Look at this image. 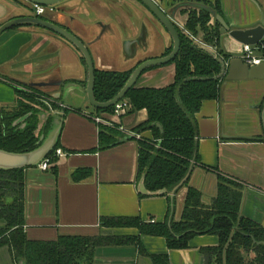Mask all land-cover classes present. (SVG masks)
Masks as SVG:
<instances>
[{
  "label": "crops",
  "instance_id": "crops-1",
  "mask_svg": "<svg viewBox=\"0 0 264 264\" xmlns=\"http://www.w3.org/2000/svg\"><path fill=\"white\" fill-rule=\"evenodd\" d=\"M153 1L167 13L186 2ZM255 1L264 14V0ZM31 5L26 0H0V26L13 19L35 16ZM128 5L144 22L142 27H136L124 13V0H66L55 8L54 13L47 14V20L87 46L95 70L124 72L145 60L162 56L172 43L164 29L161 40L160 30L153 24L151 14L140 5L129 1ZM184 8L189 9L182 6L173 12L179 26L183 24L179 11H185ZM221 8L231 30H245L259 24V11L250 0H221ZM155 34L162 42L159 50H154ZM124 40L138 41L132 50L150 52L136 56L133 51L125 52ZM221 45L232 56L230 59L240 56L242 45L228 34H223ZM254 53L264 61L263 55L258 51ZM128 54L135 57L129 60ZM158 69L149 70L148 78H143L136 88H162V72ZM173 77L174 72L171 80ZM72 81L84 83L79 85L82 89L71 87L62 97L64 86L72 84ZM86 81L87 69L82 65L80 54L58 35L34 25H22L0 35V108L15 105V89L60 97V104L67 108L65 113H61L63 125L59 150L62 155L56 158V172L50 169L43 172L37 167L25 170L24 231L29 240L54 241L61 236H138L136 229L102 227L100 220L137 217L144 223H163L171 214L174 221L181 218L186 187L180 188L173 197L170 194L143 196L138 192V138L123 140L127 135L119 132V143L98 149L102 126L93 120L99 114L94 113L83 91ZM263 100L264 80L222 79L218 98L203 102L200 110L192 115L197 125L199 160L188 179V187L199 191L205 204H209L216 195L217 175L241 184L244 188L241 214L262 227ZM146 119V111L141 110L119 118L118 123H122L125 130L142 124ZM140 136L153 141L149 131ZM78 169H90L92 175L73 182L71 174ZM3 226L0 222V229ZM139 239L143 253L135 246L101 247L95 250L92 264H153L148 255L161 254L167 255L169 264H204L200 249L218 246L217 237L211 235L195 237L188 249L183 250H168L162 238L142 236ZM0 264L23 262H15L10 250L1 247Z\"/></svg>",
  "mask_w": 264,
  "mask_h": 264
},
{
  "label": "trees",
  "instance_id": "trees-1",
  "mask_svg": "<svg viewBox=\"0 0 264 264\" xmlns=\"http://www.w3.org/2000/svg\"><path fill=\"white\" fill-rule=\"evenodd\" d=\"M186 2L207 8L190 9L187 12L186 31L194 34L199 26L206 33L205 41L213 43L217 48V56L225 61L230 59L232 56L221 45L223 35L217 28L220 24L215 21V28H209L211 33H208L207 27L211 11L223 17L221 0H214L212 4L207 0ZM18 27L21 26L12 29ZM178 33L179 52L170 62L174 65L172 83L162 88L138 89L134 85L124 98L131 105V112L145 110L147 114L146 121L135 130L140 133L151 132L153 141L137 140L136 177L139 180L143 173L146 174L145 188L149 192L162 189L171 191L184 178L191 163L195 165L198 162L197 125L192 115L200 110L203 102L216 100L220 93L222 79H216L221 71L220 64L198 49L179 29ZM263 48L264 40L255 46L262 57ZM170 51L171 48H167L162 56L168 55ZM81 62L86 67L83 58ZM137 66L138 64L134 69ZM154 68H149L142 74ZM134 69L124 72L94 70L95 100L99 103L112 100L126 84ZM72 83L84 85L79 81ZM15 93V105L11 108H0V149L13 153L29 152L39 145V137L42 132L46 134L50 121L36 133L38 120L36 111H33L30 104L35 107L38 105V93H27L18 89H15ZM93 110L95 114L113 113V107ZM30 112L32 114L25 121L17 123ZM154 123L162 126V133L157 127L151 126ZM119 136L109 128L100 127L98 149L114 146L119 142ZM57 149L59 141L45 158L52 163L50 170L54 172L57 160L54 154ZM25 170H0V222L4 224L0 229V248L7 247L15 262L92 264L95 250L101 247L135 246L143 253L139 239L142 236L164 239L168 250H183L188 249L189 243L195 237L211 235L217 237L218 246L200 249L205 258L204 264H264V227L242 216L243 186L221 175H217L216 195L209 204L202 202L199 191L188 187V180L182 185L181 188H187V193L179 221L173 220V214L163 223H144L137 217L100 220L102 227L136 229L138 236H61L54 241H33L27 238L24 231ZM91 175L90 169H78L71 174V179L73 182H80ZM174 202L175 199L172 203ZM148 257L153 264H169L166 254Z\"/></svg>",
  "mask_w": 264,
  "mask_h": 264
},
{
  "label": "water",
  "instance_id": "water-1",
  "mask_svg": "<svg viewBox=\"0 0 264 264\" xmlns=\"http://www.w3.org/2000/svg\"><path fill=\"white\" fill-rule=\"evenodd\" d=\"M28 3L32 5H37L41 7H51L55 9L58 5L62 4L66 0H26ZM129 2L140 5L144 10H146L149 14H151L162 26V28L168 33L170 36L173 45L172 51L167 56H162L159 58L145 60L138 64V66L133 70L130 78L123 86V88L117 93V95L110 101L105 103H99L95 100L94 97V64L92 58L90 56L89 50L85 44H83L78 38L74 35L61 28L60 26L54 24L51 21L43 20L37 16L26 17V18H18L10 20L0 26V35L4 32L22 25H34L41 27L49 32H52L62 39H64L67 43H69L84 59L87 69V81L85 84V88L83 89L87 101L89 105L93 109H108L114 107L118 102L122 101L128 91L135 85L138 78L141 74L152 67L162 66L170 63L175 59L179 52L180 48V39L178 29L179 25L176 24L175 19L173 17V12L182 6H187L189 9H207L206 7L194 4L191 2H183L182 4L175 6L171 12H165L162 10L159 5L156 4L153 0H128ZM258 9L260 20L259 24L256 27L248 28L245 30L242 29H234L231 30L229 25L227 24L224 17L220 15H215L214 12L211 11V17L214 18L219 24L220 29L219 32L221 35L228 34L233 40L238 42L241 45H249L256 46L259 44L264 38V14L260 9L259 5L255 0H250ZM121 3V2H120ZM186 33V32H185ZM138 41H129L124 40L123 47L125 52L132 53L130 51L134 50L131 47L136 44ZM198 49L203 52L209 54L212 58L216 59L220 64L221 71L220 74L216 77V79H225L226 81H246V80H264V61L256 66H250L247 63L243 62L240 57H235L230 59L228 62L224 61L222 58L217 56V53L212 49L206 47L203 44L193 43ZM135 55V54H134ZM72 83V82H71ZM80 84L72 83L64 86L62 97L66 96L68 89L71 87L76 89H82ZM60 96V94H59ZM55 99L59 100L60 97H55ZM32 113H28L27 115L20 118L17 123H21L25 121ZM38 123L36 133L41 131L43 127L46 126L48 121H50L49 129L46 134L43 132L39 137V145L29 151L23 153H13L7 152L0 149V170L3 171H13L27 168H36L46 157L47 155L56 147L60 133L63 125V118L61 114H50L48 111L40 110L35 113ZM261 121L264 131V100L262 102L261 108ZM25 126V124L23 125ZM151 126H155L160 130V133L163 132L162 126L158 123H154ZM131 139V137L126 136L123 140ZM121 141V140H120ZM119 141V142H120ZM118 142V143H119ZM194 164L191 163L190 167L184 178L177 184L171 191H167L166 189L158 190L155 192H149L145 188V173H143L137 183V190L143 196H163L166 194H170L172 197L178 192V190L182 187V185L189 179L190 174L192 173V168ZM173 208V204H171Z\"/></svg>",
  "mask_w": 264,
  "mask_h": 264
},
{
  "label": "rangeland",
  "instance_id": "rangeland-1",
  "mask_svg": "<svg viewBox=\"0 0 264 264\" xmlns=\"http://www.w3.org/2000/svg\"><path fill=\"white\" fill-rule=\"evenodd\" d=\"M185 9V11H179V13L182 15V26L180 25L179 26V30H180V32L185 36V37H187L192 43H200V44H203V45H205L206 47H208V48H210V49H212L213 51H215L216 52V50H217V48L215 47V46H213L212 44L213 43H211V42H207V41H205L206 39V33H204L203 31H202V29L199 27V26H197V29H196V32L194 33V34H191L190 32H187L186 31V29H185V22H186V18L188 17V14H187V12H189L190 11V9H187V8H184ZM124 13L129 17V18H131L134 22H135V26L136 27H142V25L141 24H143L144 22L141 20V18L140 17H136L135 15H134V10L128 5V1L127 0H124ZM36 16V15H35ZM184 16V17H183ZM37 17H43V18H45V19H49V16L46 14V15H44V16H37ZM151 18L154 20L153 22H155V23H153V24H155V25H157V27L159 28V30H160V33H161V40L163 39V35H164V33H163V28L160 26V25H158L159 23H158V21L156 20V19H154V17L151 15ZM215 19L214 18H212L211 17V19H210V21L207 23V27H208V33H211L212 31L209 29V28H212V29H214L215 28ZM220 27L221 26H217V28H219L220 29ZM124 29H125V26H124ZM186 32V33H185ZM159 35V34H158ZM160 37H157L156 36V34H155V36H154V40H155V49L154 50H159L160 48L158 47L159 45H161L162 44V42L160 41V39H159ZM172 45H173V42L171 43V45L169 46L170 48H171V51H172ZM212 45V46H211ZM169 47H168V49H169ZM165 50H167V49H165ZM165 50L163 51V54H164V52H165ZM146 51H148V50H143V49H136V50H134V54H135V56L136 55H138L139 53H146ZM170 51V52H171ZM150 52V51H149ZM149 52H147L146 54H148ZM151 54V53H150ZM170 54V53H169ZM168 54V55H169ZM129 55V54H128ZM134 55L132 56V55H129V58H127V59H129V60H132L134 57H135ZM167 56V55H166ZM160 57H162V56H160ZM240 57V56H239ZM159 58V57H158ZM230 59H228V60H226V62H228ZM225 61V60H224ZM137 65V64H136ZM159 67V69L158 70H160V71H158V72H162L161 73V82H160V87H165V86H167V85H169V84H171L172 83V81L173 80H171V75H173V72H174V65L172 64V63H168V64H166V65H162V66H157V67H155L156 69ZM154 68V69H155ZM132 69H134V68H132ZM149 72L150 71H147V72H145L144 74H142L139 78H138V80L136 81V83H135V87H138V86H140V83L142 82V80H143V78H148L147 76H149L148 74H149ZM218 80H220V79H218ZM221 82V81H220ZM22 89H23V87L22 86H20ZM21 91H26L27 93H28V91H30V90H21ZM36 99H37V102H38V105L35 107V105H32V104H30L32 107H33V111H36V112H38V111H40V110H45V111H48L50 114H61V113H65V112H63V110L60 108V102H59V100L57 99H55V97L54 96H44V95H42V94H36ZM130 104V103H129ZM67 109V108H66ZM65 109V110H66ZM131 107L129 108V110H126V111H124L122 114H120L119 115V117H114L113 116V114L111 113V114H107V113H99V115L97 116L98 118H100V119H102V122L100 123V125L101 126H103V127H106V128H109L110 130H112V131H114V132H116V133H118V134H120V133H124V136H126V135H131L132 134V136H134V137H131V138H141V133L140 132H138V131H136L135 130V128L137 127V126H139V125H137L136 127H133V128H131V129H125L124 130V127L122 126V123H118V120H119V118H121V117H125V116H128V115H130V114H132V113H134V112H131ZM120 122V121H119ZM120 132V133H119ZM142 139V138H141ZM149 141H151V140H149Z\"/></svg>",
  "mask_w": 264,
  "mask_h": 264
},
{
  "label": "built area",
  "instance_id": "built-area-1",
  "mask_svg": "<svg viewBox=\"0 0 264 264\" xmlns=\"http://www.w3.org/2000/svg\"><path fill=\"white\" fill-rule=\"evenodd\" d=\"M32 10L34 12V14L36 16H44L46 14H51L54 13L53 8L51 7H41V6H37V5H31ZM254 51L256 52L257 50L255 49V46H249V45H242L241 48V54H240V58L243 60V62L247 63L250 66H256L258 64H260L263 60L261 57H256L257 55H255ZM131 107V105L129 104V102L125 99H123L122 101L118 102L116 105H114L113 107V116L114 117H119L120 114H122L124 111L129 110V108ZM93 120L97 123L100 124L102 122V119L94 116ZM129 137H134L132 136V134L127 135ZM136 138V137H135ZM62 155L61 150L57 149L55 151L54 156L58 157ZM52 163L49 162L48 159H44L38 166L37 168L40 171H48L51 167ZM153 222V221H151Z\"/></svg>",
  "mask_w": 264,
  "mask_h": 264
},
{
  "label": "flooded vegetation",
  "instance_id": "flooded-vegetation-1",
  "mask_svg": "<svg viewBox=\"0 0 264 264\" xmlns=\"http://www.w3.org/2000/svg\"><path fill=\"white\" fill-rule=\"evenodd\" d=\"M54 12H55V10H54ZM43 20H44V19H43ZM60 108H61L63 111L66 109V107H64L63 104H60Z\"/></svg>",
  "mask_w": 264,
  "mask_h": 264
}]
</instances>
